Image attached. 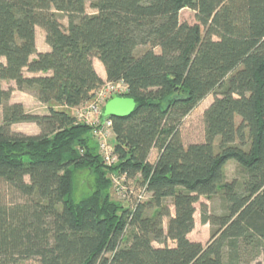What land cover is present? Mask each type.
I'll use <instances>...</instances> for the list:
<instances>
[{
	"label": "trees",
	"instance_id": "obj_1",
	"mask_svg": "<svg viewBox=\"0 0 264 264\" xmlns=\"http://www.w3.org/2000/svg\"><path fill=\"white\" fill-rule=\"evenodd\" d=\"M184 9L197 24L181 22ZM37 27L48 52L37 53ZM94 59L136 102L129 117H109L113 165L94 126L72 114L87 113L105 85ZM8 81L48 113L7 104ZM210 96L204 141L185 145L183 120ZM0 107V264H261L264 0H0ZM20 123L40 134L13 132ZM229 162L239 168L232 180ZM80 171L93 178L77 199ZM114 177L130 207L112 200ZM138 177L133 192L126 184ZM202 197L220 205L217 214L202 205L206 246L188 237Z\"/></svg>",
	"mask_w": 264,
	"mask_h": 264
},
{
	"label": "rangeland",
	"instance_id": "obj_2",
	"mask_svg": "<svg viewBox=\"0 0 264 264\" xmlns=\"http://www.w3.org/2000/svg\"><path fill=\"white\" fill-rule=\"evenodd\" d=\"M88 13H93V10L87 6ZM195 12L190 9H184L180 13V20L181 22L189 23L190 25L197 24V20L195 17ZM62 23L67 26L68 22L66 18H62ZM48 46L46 43V34L41 28L36 29V48L37 53H45V51ZM34 56L33 58H35ZM94 61V60H93ZM26 75H29V73H26ZM107 82V78L105 80ZM3 87L5 90H8L12 88L14 91L11 94L10 100L7 102V104H22L25 108V110L30 114H38V115H46L48 113V107L42 103H40L37 98L34 96V94L31 93H24L17 90V86L15 82L8 81L3 83ZM213 102V97L210 96L206 100H204L192 113H190L182 122L181 125V136L182 140L185 145L189 144H195V143H201L204 141V135H205V123H204V112L205 110L210 107L211 103ZM2 110L3 108L0 107V123L2 121ZM72 114L76 116L79 120L81 115L83 114V111L81 109H75L72 111ZM12 131L15 133H20L27 136H36L40 134L39 127L34 123H20L12 126ZM113 139V138H112ZM111 139V140H112ZM110 142H113V140ZM111 145H113L111 143ZM158 157L157 150H154L150 155V161L152 163H155ZM239 175V168L235 162H229L226 165V177L227 180H232L235 177ZM93 178V176H92ZM91 177L87 178V173L80 171L76 174V198L79 199L84 196V194L89 190L90 188V182ZM139 177L137 180H131L129 181L130 189L133 192L138 191L140 188L139 185ZM6 194H8V199H11V193L7 192V190H4ZM110 195L112 200L115 202L120 203L123 206H131L134 203V200L131 198V195L127 198L123 197L118 190L112 189L110 190ZM150 198L149 195H145V197L142 199V201H147ZM165 205L170 209L171 214L174 216L175 210L172 204V201L170 199L166 200ZM202 205H206L208 207V211L210 214H217L220 212V205L217 200V198L213 199L212 201H209L208 199L202 197L200 201L196 204V213H195V228L194 230L189 234V239L192 242L201 243L203 246H206L210 239H211V233L212 228L209 224L203 225L201 223V208ZM168 218H165L164 220V229L167 231V225H168ZM167 245L171 248L175 247V242L172 240L167 241ZM155 247H160L159 244L154 243ZM261 263L264 264V258L263 256L258 257L256 259V262L254 263ZM22 264H39L37 260H30L25 261Z\"/></svg>",
	"mask_w": 264,
	"mask_h": 264
},
{
	"label": "built area",
	"instance_id": "obj_3",
	"mask_svg": "<svg viewBox=\"0 0 264 264\" xmlns=\"http://www.w3.org/2000/svg\"><path fill=\"white\" fill-rule=\"evenodd\" d=\"M127 87L124 83L105 82V85L97 92L95 100L88 107L87 113L81 115L90 125L94 126L93 136L99 146L104 161L108 165L115 164L118 159L112 154V145L110 140L113 138V123L109 117L101 116L106 103L115 97H124ZM114 188L119 191L123 197H128L129 192L125 186V179L113 178Z\"/></svg>",
	"mask_w": 264,
	"mask_h": 264
},
{
	"label": "water",
	"instance_id": "obj_4",
	"mask_svg": "<svg viewBox=\"0 0 264 264\" xmlns=\"http://www.w3.org/2000/svg\"><path fill=\"white\" fill-rule=\"evenodd\" d=\"M136 108V102L130 97H115L110 99L104 107L106 117H129Z\"/></svg>",
	"mask_w": 264,
	"mask_h": 264
},
{
	"label": "crops",
	"instance_id": "obj_5",
	"mask_svg": "<svg viewBox=\"0 0 264 264\" xmlns=\"http://www.w3.org/2000/svg\"><path fill=\"white\" fill-rule=\"evenodd\" d=\"M46 48L47 49L45 51L47 52L50 51L49 45ZM93 63H94L95 70L97 71L99 76L105 81L107 78V73H106L104 65L98 59H94Z\"/></svg>",
	"mask_w": 264,
	"mask_h": 264
}]
</instances>
